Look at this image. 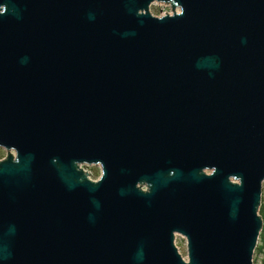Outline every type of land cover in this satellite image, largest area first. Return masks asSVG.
Wrapping results in <instances>:
<instances>
[{"label": "water", "instance_id": "95a60500", "mask_svg": "<svg viewBox=\"0 0 264 264\" xmlns=\"http://www.w3.org/2000/svg\"><path fill=\"white\" fill-rule=\"evenodd\" d=\"M0 148V264H254L264 0H0Z\"/></svg>", "mask_w": 264, "mask_h": 264}, {"label": "rangeland", "instance_id": "374dc122", "mask_svg": "<svg viewBox=\"0 0 264 264\" xmlns=\"http://www.w3.org/2000/svg\"><path fill=\"white\" fill-rule=\"evenodd\" d=\"M177 11H179V8H177ZM166 12H172L170 6H166L165 4L161 3H156L151 7V13L154 16H161L162 13ZM8 154V151L4 150L3 148H0V160L4 159ZM84 170L88 171L90 174H93L91 176L93 181H96L99 179L101 175V167L94 165V166H84ZM262 208V211L260 212ZM259 214L262 217L264 221V184H263V194H262V205L260 207ZM264 227V226H263ZM264 231V230H263ZM262 238H263V232H262ZM176 244L179 248L180 253L183 255V257H187V248H186V240L178 236ZM261 245L260 241L258 242L257 248ZM257 250V249H256ZM254 264H264V255L258 253L257 251L255 252L254 255Z\"/></svg>", "mask_w": 264, "mask_h": 264}, {"label": "built area", "instance_id": "2783aa9c", "mask_svg": "<svg viewBox=\"0 0 264 264\" xmlns=\"http://www.w3.org/2000/svg\"><path fill=\"white\" fill-rule=\"evenodd\" d=\"M167 6V5H166ZM168 6H170V5H168ZM166 13H170V14H172V12H166ZM166 13H162V15H165ZM86 171V170H85ZM86 172H88V171H86ZM89 173V172H88ZM89 178L90 179H92L91 178V176H89ZM262 243L264 244V240L262 241ZM262 245V244H261ZM260 254H262V256L264 255V249H263V251L262 252H260Z\"/></svg>", "mask_w": 264, "mask_h": 264}, {"label": "trees", "instance_id": "16d2710c", "mask_svg": "<svg viewBox=\"0 0 264 264\" xmlns=\"http://www.w3.org/2000/svg\"><path fill=\"white\" fill-rule=\"evenodd\" d=\"M261 211H262V208H261L260 212H261ZM262 249H263V247H262V246H259V247L257 248L256 251H257L258 253H260V252L262 251Z\"/></svg>", "mask_w": 264, "mask_h": 264}, {"label": "bare ground", "instance_id": "6f19581e", "mask_svg": "<svg viewBox=\"0 0 264 264\" xmlns=\"http://www.w3.org/2000/svg\"><path fill=\"white\" fill-rule=\"evenodd\" d=\"M162 4V3H161Z\"/></svg>", "mask_w": 264, "mask_h": 264}]
</instances>
